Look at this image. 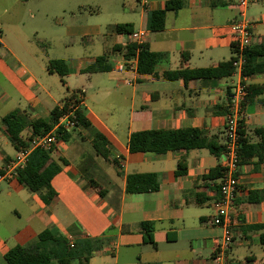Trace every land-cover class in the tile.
Here are the masks:
<instances>
[{"label":"crops","instance_id":"obj_1","mask_svg":"<svg viewBox=\"0 0 264 264\" xmlns=\"http://www.w3.org/2000/svg\"><path fill=\"white\" fill-rule=\"evenodd\" d=\"M32 1L42 8L28 18L37 13L42 22L26 24L21 15ZM165 1L0 0V170L18 150L2 120L11 111L20 112V136L27 137L36 119L48 120L74 92L88 122L66 131L47 154L44 165L54 161L59 167L48 203L16 179L0 181V264H7L9 248L44 229L73 243L96 241L84 264H212L222 233L210 223L219 179L203 177L221 167L224 114L238 80L249 86L241 130L250 142L259 140L253 131L264 127V71L186 77V71L234 57L230 25L238 18L237 0H183L182 8L166 13L163 29L150 30V12ZM246 16L251 45L264 43V0H252ZM115 24L143 33L142 44L160 55L150 73L137 71L136 50L126 57L127 45L137 43L131 33L111 31ZM98 57L109 69L86 72ZM53 61L63 66L56 69ZM185 128L199 129L216 153L206 147L163 154L128 149L133 133ZM97 134L105 155L95 147ZM144 173L156 175L158 188L128 192L127 176ZM260 190L264 160L252 156L238 168L230 264H264V199L247 200ZM142 222L154 223L152 243L144 240ZM69 264L82 263L74 258Z\"/></svg>","mask_w":264,"mask_h":264},{"label":"trees","instance_id":"obj_2","mask_svg":"<svg viewBox=\"0 0 264 264\" xmlns=\"http://www.w3.org/2000/svg\"><path fill=\"white\" fill-rule=\"evenodd\" d=\"M183 6V0H166L162 7L155 9L149 14L148 27L150 30H161L164 27L166 13L169 11H177ZM111 31L118 33H131V28L128 24H115L109 27ZM233 48V44H232ZM137 53L136 69L140 73H150L160 55L150 51L144 44L137 45L130 43L126 47V57L131 58ZM245 63L242 69L243 76H250L256 72L264 71V43L258 45H250L244 52ZM260 59V61H258ZM234 57L228 61L218 64L214 68L193 69L185 72L186 77H222L229 76L234 71L232 64ZM105 58L98 57L96 61L87 67L86 72H98L108 70V65H104ZM57 64L63 66L60 61H53L52 67ZM65 71H59L61 75ZM247 92L249 86L246 85ZM79 99L76 93H71L63 100L61 107H55L51 111L48 120L36 119L32 123V133L30 136L21 137L20 133L22 126L20 123V112L13 110L3 117V122L6 124L10 139L14 147L18 150L27 146L32 137L35 135H43L50 131L56 124L58 117L69 109L70 105L78 104ZM75 120L77 124H88L83 116L82 110L78 106L75 110ZM242 121L240 122V139H239V164L247 161L252 156H257L259 160H264V127L255 129L253 132L259 137L255 143L244 136L241 130ZM65 131L58 130V137H63ZM99 141H104V138L97 134L95 139V147L98 152L105 155L106 150L99 147ZM206 147L211 152L216 153L217 148L214 143L207 140L203 133L196 128L185 129H158L148 132H137L130 135L128 141V149L130 152H153L163 154L169 150ZM49 150L41 148L33 149L26 158L24 167L17 169L15 179L24 187L32 192L40 194L42 200L48 203L54 196V191L50 185L52 177L58 172L59 167L56 162L50 161L47 165L45 161ZM221 169H212L203 178L219 179ZM92 186L98 187L96 181L88 177ZM218 187V186H217ZM158 188L156 175L153 173L130 174L127 176L126 190L128 192L152 191ZM218 190V188H217ZM258 195V196H253ZM264 199V190L252 191L247 200L249 202H259ZM142 230L144 240L153 242L152 231L154 223L142 222ZM98 243L89 239H82L70 245L69 240L59 234L53 233L48 229H44L37 236L25 245H15L9 248L4 253V258L7 264H69L74 258H79L80 263L84 264L94 249L98 247Z\"/></svg>","mask_w":264,"mask_h":264},{"label":"built area","instance_id":"obj_3","mask_svg":"<svg viewBox=\"0 0 264 264\" xmlns=\"http://www.w3.org/2000/svg\"><path fill=\"white\" fill-rule=\"evenodd\" d=\"M252 0H237L238 18L231 25L233 38L234 68L243 77L242 69L245 63L244 52L251 45L252 23L246 16V10ZM132 38L137 45L143 42V33L133 32ZM138 49H136V54ZM137 59L136 58L134 60ZM134 62V61H133ZM135 65V64H133ZM79 103L70 105L58 120L54 127L43 135L32 137L27 146L17 150L15 156L10 158L0 170V181H10L15 179L17 169L24 167L26 158L35 148L51 150L58 142L57 131H68L76 126L75 110L81 102L80 93H76ZM247 95L246 85L242 80H238L233 86L227 101V109L224 114L225 142L222 150L221 176L219 178L218 196L213 203V214L210 218L212 225L221 227L222 233L215 241L212 250V264H230L229 250L232 243V212L234 210L233 201L238 187V168H239V129L243 119L244 102ZM73 246V242H70Z\"/></svg>","mask_w":264,"mask_h":264},{"label":"rangeland","instance_id":"obj_4","mask_svg":"<svg viewBox=\"0 0 264 264\" xmlns=\"http://www.w3.org/2000/svg\"><path fill=\"white\" fill-rule=\"evenodd\" d=\"M38 2H29L26 6H25V8H24V10H23V13H22V15H21V18L24 20V22L26 23V24H30V23H32V21H36V20H38L40 17H42L41 15H38L37 13H36V16H35V18H28V13H30L31 11L32 12H36V9L37 8H39L40 6H38ZM40 8H42V7H40ZM40 13L39 14H41L42 13V10L40 9V11H39ZM39 20H41V22H42V19H39ZM39 25H41V24H39ZM39 28H42V26H40ZM24 44L28 47V48H30V49H37V47L35 46V43H28V42H24ZM40 44H41V42H40ZM42 46H43V44H42ZM234 79H235V77H234Z\"/></svg>","mask_w":264,"mask_h":264}]
</instances>
